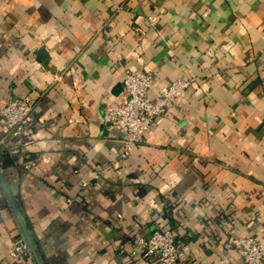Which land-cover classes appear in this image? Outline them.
Masks as SVG:
<instances>
[{"label":"crops","instance_id":"crops-1","mask_svg":"<svg viewBox=\"0 0 264 264\" xmlns=\"http://www.w3.org/2000/svg\"><path fill=\"white\" fill-rule=\"evenodd\" d=\"M127 69L151 96L190 83L121 157L100 114ZM24 95L0 168L42 264H157L133 243L155 228L186 264H245L232 237L264 240V0H0V109ZM21 238L0 185V264Z\"/></svg>","mask_w":264,"mask_h":264},{"label":"built area","instance_id":"built-area-1","mask_svg":"<svg viewBox=\"0 0 264 264\" xmlns=\"http://www.w3.org/2000/svg\"><path fill=\"white\" fill-rule=\"evenodd\" d=\"M153 77L150 71L127 69L123 77V99L116 104H106L100 121L115 129L121 136L123 147L120 156L129 154L132 147L146 133L155 116L162 114L175 99L181 96L190 83L189 78L178 77L162 85L155 96L150 95ZM34 98L24 95L9 98L0 109L7 133L11 137L22 134L32 121ZM245 264H264V240L253 235L234 236ZM133 243L142 254L157 264H186L188 244L178 243L171 229L155 228L149 237L133 236ZM17 264H36L24 238L17 240L11 249Z\"/></svg>","mask_w":264,"mask_h":264},{"label":"water","instance_id":"water-1","mask_svg":"<svg viewBox=\"0 0 264 264\" xmlns=\"http://www.w3.org/2000/svg\"><path fill=\"white\" fill-rule=\"evenodd\" d=\"M0 185H1L6 197L8 199V202H9V204H10V206H11V208H12V210H13L15 216H16V218H17V221H18V223L20 225V228H21V231H22V233H23V235L25 237V240L27 241V243L29 245V248H30V251H31V253L33 255L35 263L36 264H42L38 254H37V251L35 249L34 243H33L32 239H31V237H30V235H29V233L27 231V228H26V226H25V224H24V222H23V220L21 218V215H20V213L18 211V208L16 206L14 198H13V196H12V194H11L9 188H8L7 182L5 180V177H4V174H3L1 168H0Z\"/></svg>","mask_w":264,"mask_h":264}]
</instances>
